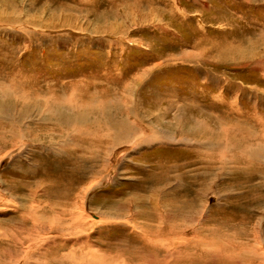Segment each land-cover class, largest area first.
<instances>
[{
  "label": "rangeland",
  "instance_id": "rangeland-1",
  "mask_svg": "<svg viewBox=\"0 0 264 264\" xmlns=\"http://www.w3.org/2000/svg\"><path fill=\"white\" fill-rule=\"evenodd\" d=\"M263 51L264 0H0V264H264Z\"/></svg>",
  "mask_w": 264,
  "mask_h": 264
},
{
  "label": "bare ground",
  "instance_id": "bare-ground-1",
  "mask_svg": "<svg viewBox=\"0 0 264 264\" xmlns=\"http://www.w3.org/2000/svg\"><path fill=\"white\" fill-rule=\"evenodd\" d=\"M110 25V24H109ZM264 52V51H263ZM237 53V52H236ZM263 63V62H262ZM63 114V113H62ZM60 115V114H59ZM78 115V114H77ZM61 116V115H60ZM65 116H67V115H65ZM79 117V116H78ZM239 117V116H238ZM238 117H236V118H238ZM64 118V117H63ZM80 118V117H79ZM79 118H76L75 120H77V119H79ZM61 119H62V117H61ZM63 120V119H62ZM66 121V120H65ZM70 124H73L72 123V121H68ZM82 122V121H81ZM220 122V121H219ZM240 122V121H239ZM67 123V122H66ZM78 123V122H77ZM69 124V125H70ZM123 123L122 122H120L119 124H117L119 127L122 125ZM127 124V123H126ZM76 125V124H75ZM113 125V124H112ZM117 125H115V126H113V127H117ZM218 125V124H217ZM252 125H253V122H252ZM61 126H63V125H61ZM68 126V125H67ZM71 126V125H70ZM129 127V126H128ZM231 127V126H230ZM238 127V129L239 128H241V127H243V126H241V125H238L237 126ZM255 128V126H252V128ZM258 128L259 127H261V126H257ZM13 129V128H12ZM118 129H120V132H119V130ZM122 129L123 128H113V132H114V137L112 138V139H110L111 141H112V143H114V144H120V143H123L121 140H122V137H124L125 138V136L126 135H124V134H122V133H125L126 132V130H125V128H124V130L122 131ZM128 129V128H127ZM237 129V132H235V131H231V132H229V133H227V131H226V133H227V135H230L231 134V137L232 138H236V139H238L237 137H239L240 138V140H241V142H243L244 144H248V143H259L260 141H263L264 142V139L263 140H261V136H254V135H251L250 134V132H248L247 134H242L241 132H240V130H238ZM14 130V129H13ZM223 130V129H222ZM228 130V129H227ZM216 131V130H215ZM215 133V132H214ZM122 134V135H121ZM134 134V133H133ZM212 135V134H211ZM230 137V136H229ZM228 137V138H229ZM217 138V137H216ZM235 139V140H236ZM238 141V140H237ZM239 143V142H238ZM242 143V144H243ZM243 144V145H244ZM242 145V146H243ZM236 146V145H235ZM254 146V145H253ZM243 148H244V146H243ZM248 148V147H247ZM251 150V149H250ZM253 150H256L255 152H252V156H251V159L253 160V159H259V158H261L262 156H264V145H261V147H253ZM243 153V152H242ZM241 153V154H242ZM246 154V153H245ZM263 154V155H262ZM243 156V155H242ZM80 212V215H78L77 217H74L72 220H70L69 219V221L70 222H72V225H73V223H77V222H80L83 218H87L88 219V221L89 222H92L91 220H92V218H91V216H89V215H87V214H85V213H82V211L80 210L79 211ZM76 216V215H75ZM91 220H90V219ZM68 221V222H69ZM84 221H87V220H84ZM65 222V221H64ZM64 224V223H63ZM79 234V233H78ZM166 245V244H165Z\"/></svg>",
  "mask_w": 264,
  "mask_h": 264
}]
</instances>
